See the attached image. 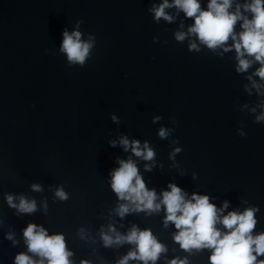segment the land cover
Listing matches in <instances>:
<instances>
[{"label":"water","instance_id":"95a60500","mask_svg":"<svg viewBox=\"0 0 264 264\" xmlns=\"http://www.w3.org/2000/svg\"><path fill=\"white\" fill-rule=\"evenodd\" d=\"M209 2L200 0L201 9ZM162 3L0 0V264H16L21 253L41 259L28 250L23 233L29 224L62 234L70 264H118L136 250L127 242L105 246L102 234L115 238L110 225L121 235L133 226L152 232L165 251L148 264H211L214 249L185 250L175 240L179 230L165 224V206L118 215L129 202L113 191L111 173L129 158L157 193L156 203L176 184L186 199L208 196L223 209L221 219L256 209L252 235L264 233V120L257 121L264 115V81L253 75L260 64L238 72L234 47L223 50L234 44L231 38L209 49L188 33L194 18L183 11L167 8L172 22L157 21L152 8ZM250 3L232 0L229 11L239 5L251 19L243 7ZM242 24L235 25L237 35ZM65 30L80 31L81 40L92 43L83 65L61 51ZM178 32L187 34L183 41ZM191 43L198 50H190ZM161 129L168 132L164 138ZM124 136L141 148L147 143L153 160L125 151ZM59 189L67 199L56 196ZM8 195L17 205L21 196L35 201L36 211L19 212Z\"/></svg>","mask_w":264,"mask_h":264},{"label":"clouds","instance_id":"9594fccd","mask_svg":"<svg viewBox=\"0 0 264 264\" xmlns=\"http://www.w3.org/2000/svg\"><path fill=\"white\" fill-rule=\"evenodd\" d=\"M231 6L232 0H210L207 10H202L200 0H173L172 3L163 0L158 7L153 6L152 11L157 21L163 18L172 22L174 18L165 11L171 7L183 11L187 18H194V24L189 27L188 33L198 37L199 41L209 49L222 47L231 38L234 44L231 47H224L223 50L227 52L234 47L239 61L237 71L247 72L253 63L258 62L260 67L253 75L264 81V0H252V3L243 6L245 11L252 13L251 19L241 13L239 5L235 12H230ZM240 20H243L241 25L243 31L237 35L234 29ZM186 35L184 32H178L176 39L183 41ZM91 47V42L81 40L80 31L71 34L67 30L64 31L61 51L66 53L69 62L83 65ZM190 50H198L197 44L191 43ZM246 55L254 57V60L245 58ZM248 79L259 92L261 85L253 80L252 76ZM155 119L158 120L159 117ZM113 120H116L115 116ZM260 120H264V115L257 117V121ZM159 135L164 138L168 132L161 129ZM119 143L125 151L131 149L136 157H142L144 160H153L155 156L147 143L141 148L139 141L130 142L126 136L121 137ZM111 144L115 147L116 141H112ZM176 151L179 152L180 149ZM118 162L120 167L111 173V187L120 200L129 202L119 206L117 209L119 216L124 217L130 210L159 211L163 205L167 212L165 224L171 222L179 230L175 240L183 249H214L210 257L211 264H264V260H257L258 256H264V233L252 235L257 223L254 216L256 209H247L243 213L233 211L221 219L219 213L223 209H217L210 203L208 196L194 193L191 199H186V193L176 184H169L171 190L164 191L162 200L156 203L157 193L155 190L147 189L136 163L131 158ZM145 167L150 170L149 165ZM32 187L35 191L41 190L39 185ZM56 196L67 199L62 189L56 191ZM7 201L11 207L17 208L21 213L36 211L35 201L29 202L23 196L20 197L18 205L14 203L12 195L7 196ZM131 205L135 207L131 208ZM227 207L228 203L225 202L224 208ZM218 223L223 224L229 231L222 234L216 227ZM109 231L115 232V238L106 233L102 234L105 246L125 242L136 245V250L130 251L118 264H128L132 259L142 260L144 264H148V261L155 262L165 251L150 230L140 231L133 226L127 235H121L110 225ZM23 234L29 252L38 255L41 259L35 261L27 254L21 253L16 257V264H45V260L47 264H70L69 257L72 253L66 249L62 234L50 236L45 228L36 224H29ZM9 238H12L11 235ZM82 264L88 262L84 261ZM171 264H186V261L174 259Z\"/></svg>","mask_w":264,"mask_h":264}]
</instances>
